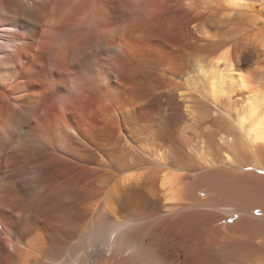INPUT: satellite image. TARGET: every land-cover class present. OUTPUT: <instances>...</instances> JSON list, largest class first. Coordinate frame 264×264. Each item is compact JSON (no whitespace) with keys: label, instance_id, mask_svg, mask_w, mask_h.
<instances>
[{"label":"bare ground","instance_id":"1","mask_svg":"<svg viewBox=\"0 0 264 264\" xmlns=\"http://www.w3.org/2000/svg\"><path fill=\"white\" fill-rule=\"evenodd\" d=\"M0 264H264V0H0Z\"/></svg>","mask_w":264,"mask_h":264},{"label":"rangeland","instance_id":"2","mask_svg":"<svg viewBox=\"0 0 264 264\" xmlns=\"http://www.w3.org/2000/svg\"><path fill=\"white\" fill-rule=\"evenodd\" d=\"M67 252V251H66Z\"/></svg>","mask_w":264,"mask_h":264}]
</instances>
